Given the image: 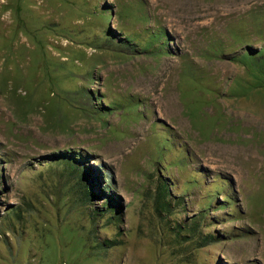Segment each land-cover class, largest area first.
<instances>
[{"label":"rangeland","instance_id":"1","mask_svg":"<svg viewBox=\"0 0 264 264\" xmlns=\"http://www.w3.org/2000/svg\"><path fill=\"white\" fill-rule=\"evenodd\" d=\"M0 264H264V0H0Z\"/></svg>","mask_w":264,"mask_h":264},{"label":"trees","instance_id":"2","mask_svg":"<svg viewBox=\"0 0 264 264\" xmlns=\"http://www.w3.org/2000/svg\"><path fill=\"white\" fill-rule=\"evenodd\" d=\"M66 160V159H65ZM70 162V163H69ZM67 164L69 165V176H73L78 174V186L81 188V195H82V202L88 203L92 201L94 198H97V194L93 191L94 184L96 183V179L94 178V173L86 167H81L79 162H72L69 161ZM152 198L153 208L155 215L164 220L165 216L171 217L174 214V210L171 208L172 203L174 200H179V202H183L182 197H177L174 195L171 189V184L165 177L159 175L157 183L155 184V190ZM227 202V201H225ZM194 221L189 227H185L183 225L177 224V228L170 227L168 228L169 234L173 237V241L178 242L179 245H182L187 242H195V248L200 249L206 247L210 244L215 243L217 240L216 238L211 235H201L197 230V225L200 222L198 220ZM93 227L88 233L87 241L88 242H97L93 235L99 231L98 222L97 220L92 219ZM116 241L108 240L105 243H98V246H101L103 249L105 248H112L115 246ZM182 262L190 263L188 258L183 259Z\"/></svg>","mask_w":264,"mask_h":264}]
</instances>
